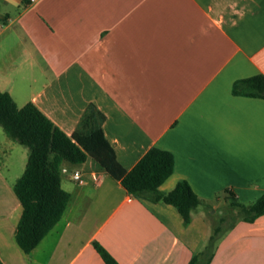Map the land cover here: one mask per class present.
Listing matches in <instances>:
<instances>
[{
  "label": "crops",
  "instance_id": "1",
  "mask_svg": "<svg viewBox=\"0 0 264 264\" xmlns=\"http://www.w3.org/2000/svg\"><path fill=\"white\" fill-rule=\"evenodd\" d=\"M0 2L22 8L0 14V91L33 102L69 136L95 104L124 169L153 147L171 151L175 170L161 192L186 180L205 201L187 224L175 206L131 194L93 159L67 164L69 206L25 253L15 238L22 206L0 165L4 264H106L95 243L119 264H190L209 246L219 207L221 219L237 215L210 264H264V215L247 222L231 206L264 194V98L234 93L237 81L264 75V0Z\"/></svg>",
  "mask_w": 264,
  "mask_h": 264
},
{
  "label": "trees",
  "instance_id": "2",
  "mask_svg": "<svg viewBox=\"0 0 264 264\" xmlns=\"http://www.w3.org/2000/svg\"><path fill=\"white\" fill-rule=\"evenodd\" d=\"M234 93L264 98V75L237 81ZM105 120L106 115L92 103L69 136L33 102L19 107L9 92L0 91V125L9 139L30 150L26 169L14 186L22 206L15 238L23 252L31 253L67 210L71 193L63 188L61 176L67 164L79 165L93 159L131 194L175 206L187 224L192 220L193 210L205 203L186 180L178 182L168 194L161 192V186L175 170L171 151L153 147L135 167L124 169L105 137ZM231 206L240 209V218L254 222L264 215V194L248 205L234 199ZM226 221L225 217L221 219L207 249L196 254L190 264H210L214 242L234 224L233 219L223 226ZM95 248L106 264H119L99 243H95ZM0 264H4L1 259Z\"/></svg>",
  "mask_w": 264,
  "mask_h": 264
},
{
  "label": "rangeland",
  "instance_id": "3",
  "mask_svg": "<svg viewBox=\"0 0 264 264\" xmlns=\"http://www.w3.org/2000/svg\"><path fill=\"white\" fill-rule=\"evenodd\" d=\"M21 10H22V8H20V7L18 8L16 6H11V5L7 6V5H4L0 2V14H10L12 17H15L19 14V12ZM28 94H29L28 90H23V95L25 98L27 97ZM23 104H25V103H18V106L22 107V106H24ZM4 152H7V153H4ZM29 154H30L29 148L21 145L18 142L10 140L8 138L7 134L5 133L3 127L0 125V165L2 168L1 170H2L4 176L7 180L6 183H7L8 187L11 189L12 195H14V197H16L15 192H14V186L17 183L18 178H20L22 176V174L24 173V171L26 169ZM61 176H62L63 188L65 190H67L68 192H70V190H72L71 189L72 186L75 185V183L70 182L67 178V175L64 172H62ZM225 208L226 209L230 208V206L225 207ZM223 209H221V207H219L217 209L215 208L213 211H211V215L209 214L210 215V221H211L212 225L214 226L213 232H214L216 225L221 224V211ZM214 212H216V213H214ZM235 215H237V213H234V214L226 213L227 221L223 222L222 225L223 226L228 225V223L232 220V218L235 217ZM220 238H218L214 242V247H216V244L218 243ZM209 244H210V242H209Z\"/></svg>",
  "mask_w": 264,
  "mask_h": 264
},
{
  "label": "built area",
  "instance_id": "4",
  "mask_svg": "<svg viewBox=\"0 0 264 264\" xmlns=\"http://www.w3.org/2000/svg\"><path fill=\"white\" fill-rule=\"evenodd\" d=\"M62 172L66 173L68 172V169L63 167ZM71 176L79 184H84L86 182L85 177L83 176V173L79 169H74L73 171H71ZM94 179L98 180V176L94 175Z\"/></svg>",
  "mask_w": 264,
  "mask_h": 264
}]
</instances>
